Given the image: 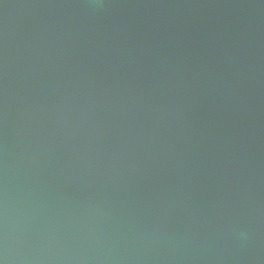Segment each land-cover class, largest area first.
Here are the masks:
<instances>
[{
  "label": "clouds",
  "instance_id": "9594fccd",
  "mask_svg": "<svg viewBox=\"0 0 264 264\" xmlns=\"http://www.w3.org/2000/svg\"><path fill=\"white\" fill-rule=\"evenodd\" d=\"M0 4V264H264V0Z\"/></svg>",
  "mask_w": 264,
  "mask_h": 264
},
{
  "label": "water",
  "instance_id": "95a60500",
  "mask_svg": "<svg viewBox=\"0 0 264 264\" xmlns=\"http://www.w3.org/2000/svg\"><path fill=\"white\" fill-rule=\"evenodd\" d=\"M4 2L11 5H25L41 2V0H4ZM42 14V10L24 8V7H11L7 10V19L9 22L11 35L13 41H18L23 35L31 21ZM5 19V11L3 5L0 4V31L3 29Z\"/></svg>",
  "mask_w": 264,
  "mask_h": 264
}]
</instances>
